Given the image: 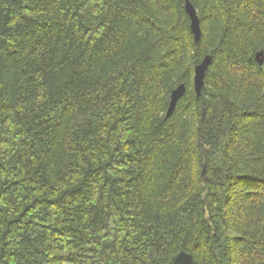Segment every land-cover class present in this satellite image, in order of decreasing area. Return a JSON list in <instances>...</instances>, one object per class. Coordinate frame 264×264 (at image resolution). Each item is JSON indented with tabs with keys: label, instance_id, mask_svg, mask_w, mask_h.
I'll list each match as a JSON object with an SVG mask.
<instances>
[{
	"label": "trees",
	"instance_id": "obj_1",
	"mask_svg": "<svg viewBox=\"0 0 264 264\" xmlns=\"http://www.w3.org/2000/svg\"><path fill=\"white\" fill-rule=\"evenodd\" d=\"M190 2L0 0V264H264V0Z\"/></svg>",
	"mask_w": 264,
	"mask_h": 264
},
{
	"label": "water",
	"instance_id": "obj_2",
	"mask_svg": "<svg viewBox=\"0 0 264 264\" xmlns=\"http://www.w3.org/2000/svg\"><path fill=\"white\" fill-rule=\"evenodd\" d=\"M186 12L191 21V30L194 35L195 41H198L201 38V24L198 17V13L190 2V0H186L185 4ZM256 59L260 65L264 62V52L261 51L257 54ZM211 64V57L207 56L202 61L201 64L197 65L194 69V90L198 96L201 95L202 89L205 85V76L206 72ZM186 85H179L171 94V99L169 103V107L167 110L166 116L169 117L173 114L178 104V101L185 95L186 93ZM206 168L203 169L202 175L204 176ZM173 264H193V258L190 254L186 252H181L174 260Z\"/></svg>",
	"mask_w": 264,
	"mask_h": 264
}]
</instances>
